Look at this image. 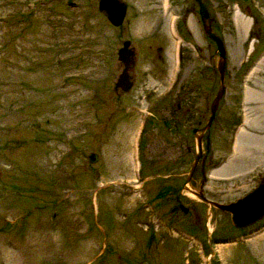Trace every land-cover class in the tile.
<instances>
[{
  "label": "rangeland",
  "instance_id": "374dc122",
  "mask_svg": "<svg viewBox=\"0 0 264 264\" xmlns=\"http://www.w3.org/2000/svg\"><path fill=\"white\" fill-rule=\"evenodd\" d=\"M39 1L0 0V264H264V215L236 228L182 187L218 86L194 0L171 8L156 53L140 4L117 27L95 0ZM203 2L225 68L202 191L227 203L264 173V0ZM184 5L182 41L170 23ZM123 39L128 91L114 86Z\"/></svg>",
  "mask_w": 264,
  "mask_h": 264
},
{
  "label": "water",
  "instance_id": "95a60500",
  "mask_svg": "<svg viewBox=\"0 0 264 264\" xmlns=\"http://www.w3.org/2000/svg\"><path fill=\"white\" fill-rule=\"evenodd\" d=\"M194 1L197 4V12L202 31L204 35L215 44V53L217 55L215 69L218 74V86L209 104V112L205 124L200 128H193L191 131L192 135L195 137L196 152L189 166L182 187L190 192L195 199L206 203L209 207H214L227 212L232 226L243 228L256 222L264 215V173L262 174L260 181L251 190L241 197L227 203L212 201L204 196L201 188L198 190H192L186 185L190 181L193 169L202 153L201 134L209 128L215 115L217 103L224 93L225 47L220 36L212 29V17L210 16L204 2L201 0ZM97 10L111 25L119 26L124 17L125 3L122 0H99ZM129 45L130 41L125 39L116 51L117 60L122 64V68L116 77L114 86L122 91H128L132 86V76L128 70L134 66V54L133 48ZM95 137L97 138L99 136L95 135ZM87 160L90 163L96 161L97 154L95 152H89L87 154ZM181 209L186 211V208L181 207Z\"/></svg>",
  "mask_w": 264,
  "mask_h": 264
},
{
  "label": "flooded vegetation",
  "instance_id": "af4514ba",
  "mask_svg": "<svg viewBox=\"0 0 264 264\" xmlns=\"http://www.w3.org/2000/svg\"><path fill=\"white\" fill-rule=\"evenodd\" d=\"M95 1L98 4L99 0H95ZM122 1L125 3V12H124V17H123L122 23H123L124 19H126L125 15H126L128 9L130 8L129 6L138 5V4L143 6V9H141L142 13L139 16H140L142 24L144 26L142 37H144V40L148 42L146 44V46L144 47V50L146 52H150L153 48L155 53H156V51L159 52L160 48L159 47L156 48V46L152 47L153 45L150 43V40L153 43V42H156V40L158 39L160 29L163 26V21L165 20L166 17L169 16L170 13H168V12H170L171 8L174 5L176 6L177 4H185V0H159L160 1V8L163 10V12L164 11H166V12L156 14V0H122ZM201 1L203 2V0H201ZM57 3H65L66 5H69L70 7L73 8V7H76L77 5H81V4L84 5V4L90 3V0H42V1L37 2V4H41V5L57 4ZM164 4H165V6H164ZM189 12H190V10H188V7L186 5H184V7L181 10H179V13L174 15V17H173L174 20L172 19L171 23H170V25H171V27H173V31H174L173 36L175 38L181 39L182 41L186 39L187 35L182 32L181 25L184 24L186 26V18H187V15ZM171 37H172V35H171ZM123 40H125V39H123ZM122 41H121V43H122ZM129 46L132 47L131 45H129ZM133 54H134V65H135L136 53H135L134 48H133ZM121 66H122V64H121ZM132 80H133V76H132ZM217 106H218V103H217ZM216 110H217V107H216ZM216 110H215V112H216ZM194 128H199V127H194ZM203 134H204V132L201 134V143H202ZM205 143H206V148H207V144H208V137L207 136L205 138ZM204 157L205 156L202 155V153H201V155H200V157L196 163V165H197L199 162V169H200L199 170V182L196 183V186L192 190H198L200 188L202 189V187L204 185V181H205L204 176L205 175H204V172L202 169L204 167L203 166V160L205 159ZM179 207H182V206L179 205Z\"/></svg>",
  "mask_w": 264,
  "mask_h": 264
},
{
  "label": "bare ground",
  "instance_id": "6f19581e",
  "mask_svg": "<svg viewBox=\"0 0 264 264\" xmlns=\"http://www.w3.org/2000/svg\"><path fill=\"white\" fill-rule=\"evenodd\" d=\"M164 6H165V4H164ZM164 8H165V7H164ZM164 10H165V9H164ZM168 13H169V12H168ZM166 18H167V17H166ZM68 90H69V88H68ZM68 90H67V91H68ZM71 90H72V89H71ZM71 90H70V91H71Z\"/></svg>",
  "mask_w": 264,
  "mask_h": 264
}]
</instances>
